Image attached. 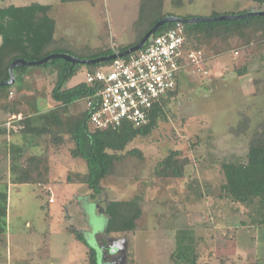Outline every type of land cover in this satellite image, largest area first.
<instances>
[{
    "label": "rangeland",
    "instance_id": "374dc122",
    "mask_svg": "<svg viewBox=\"0 0 264 264\" xmlns=\"http://www.w3.org/2000/svg\"><path fill=\"white\" fill-rule=\"evenodd\" d=\"M139 1L0 0V6L50 4L48 14L55 20L58 39L52 48L75 57L132 42ZM160 8L180 17H209L262 6L254 0H159L152 14ZM199 50L206 73L189 64L177 70V89L164 105L165 116L147 136H137L117 152L113 170L100 180L98 193L86 184L67 181L68 170L85 168L82 160L70 156L67 139L53 152L48 183L7 181L0 264H86L89 246L97 250L100 262L99 246L111 243L109 239H124V248L104 252L105 264H172L174 249L196 251L197 264H264V224L258 222L264 209L257 201H234L221 189L222 162H243L253 130L264 122V45L238 43L220 53ZM85 73L86 65L81 64L64 86L82 81ZM54 83V70L31 66L23 81L12 85L8 100H22L21 111L0 109V132H17L10 142L23 141L21 147H31L30 152L43 147L39 136L18 132V121L28 114L31 123L38 124V113L53 105ZM68 111L73 117L84 113L83 99L70 104ZM5 136L0 133V138ZM0 149V159L7 163L11 151ZM173 151L182 175H158L159 163ZM5 170H0L4 181ZM134 197L141 210L134 229L105 233L107 203Z\"/></svg>",
    "mask_w": 264,
    "mask_h": 264
},
{
    "label": "trees",
    "instance_id": "16d2710c",
    "mask_svg": "<svg viewBox=\"0 0 264 264\" xmlns=\"http://www.w3.org/2000/svg\"><path fill=\"white\" fill-rule=\"evenodd\" d=\"M61 1L94 3L96 0ZM157 1L159 0L139 1L138 19L132 23V30L136 34V38L132 42L114 49H107L103 53L97 52L75 57L91 59L109 55L115 51L125 50L138 42L156 21L163 16L170 15V13H163L161 8L152 14ZM254 1L264 8V0ZM50 7V4L40 2L0 6V82L9 78V65L17 58L35 61L51 53L67 52L63 49L52 48L58 39L54 38L55 20L48 14ZM217 15H219L217 12L210 14V16ZM145 17H148L147 22H145ZM173 26H175V22L164 23L153 35ZM182 26L184 46L187 49L205 48L220 53L234 48L238 43L253 42L258 48L264 45L262 42L264 41V16L261 15L240 19L184 23ZM135 52L125 55L124 58ZM110 62L111 60L85 64L86 71H92ZM81 64L83 63H72L61 57H55L40 65L25 64L13 68L14 83L23 81L24 74L31 66L48 68L55 72V83L51 89V99L54 104L49 109L38 113L39 122L37 125L31 123L28 114L18 121L21 126L18 132L41 137L43 147L42 151L35 154L26 153L21 146L11 144L10 179L13 183H48L51 154L55 147H60L67 139L71 143L70 156L82 160L85 167L83 171L68 170L67 181L86 184L93 193H98L101 189L100 180L113 170V163L118 159L117 152L123 150L137 136H147L156 127L158 119L165 116L164 105L177 89L176 84V87L168 92L166 97L161 98L153 105L148 121L143 125L134 126L131 123L123 122L114 128L90 131L87 112L84 111L81 115L72 117L69 114L68 106L91 95L94 91L93 86L84 80L73 86H64L79 71ZM239 71L243 72V69ZM13 84L0 85V109L17 114L21 111L19 106L22 100H8V94ZM174 154V151L171 152L159 163L158 175L173 177L182 175V165L178 163ZM221 168L225 178L221 189L225 192V196H229L239 203L257 201L262 206L261 209H264V122L253 130L245 160L243 162L225 161L222 162ZM137 199L138 197L130 200H111L107 203L105 233L127 232L134 229L135 220L141 212ZM260 215L262 218L258 222L264 224V213L261 211ZM6 216L7 181L0 179L1 238L6 233ZM77 238L86 243L80 233H77ZM197 255L196 251L189 254L187 250L183 252L182 249H174L169 259L172 260V264H197ZM85 263L105 264V262H99L97 250L92 246H89L85 252Z\"/></svg>",
    "mask_w": 264,
    "mask_h": 264
},
{
    "label": "built area",
    "instance_id": "2783aa9c",
    "mask_svg": "<svg viewBox=\"0 0 264 264\" xmlns=\"http://www.w3.org/2000/svg\"><path fill=\"white\" fill-rule=\"evenodd\" d=\"M182 24L175 22V26L152 35L127 58H115L86 71L83 80L94 88L83 98L90 131L114 128L123 122L143 125L153 105L176 87L179 68L189 64L206 73L202 51L184 46Z\"/></svg>",
    "mask_w": 264,
    "mask_h": 264
},
{
    "label": "water",
    "instance_id": "95a60500",
    "mask_svg": "<svg viewBox=\"0 0 264 264\" xmlns=\"http://www.w3.org/2000/svg\"><path fill=\"white\" fill-rule=\"evenodd\" d=\"M256 15L264 16V8L256 9V10L250 9V10L245 11V12H238V13H231V14H224V15H217V16H209V17L192 16V17L184 18V17H180V16H175V15H166V16H163L162 18H160L158 21H156L144 33V35L141 37V39L138 42L129 46L125 50L115 51L109 55H103V56H99V57H95V58H91V59H79L77 57L71 56V55L66 54V53H51V54H48L47 56H44L43 58H41L39 60H35V61H26L24 59L17 58L15 60H13L9 65V68H8L9 78L5 81H1L0 85H10V84L14 83L15 75L13 73V68L15 66H21V65H25V64L40 65V64H43L44 62H46L52 58H55V57H61V58L66 59L67 61H70L72 63H83V64L97 63V62H101V61H109V60H112L115 58L123 57V56H125V55H127L133 51L140 49L144 45L146 40L148 38H150L161 25H163L164 23H167V22H180L183 24L184 23L189 24V23H195V22H200V21H218V20H225V19L226 20L240 19V18L256 16ZM118 242H119V244H118ZM120 248L121 249L124 248V239L123 240H117V243L113 242V244H111L110 251L119 250ZM100 255H103L102 249H100ZM101 261L102 260L100 258V262Z\"/></svg>",
    "mask_w": 264,
    "mask_h": 264
},
{
    "label": "crops",
    "instance_id": "0c3cea01",
    "mask_svg": "<svg viewBox=\"0 0 264 264\" xmlns=\"http://www.w3.org/2000/svg\"><path fill=\"white\" fill-rule=\"evenodd\" d=\"M128 44V43H127ZM52 100V99H51ZM53 101V100H52ZM53 104H54V101H53ZM51 107V106H50ZM49 107V108H50ZM48 108V109H49ZM72 114V113H71ZM73 117V116H72ZM17 131V129L15 130V132ZM0 133H2V134H4V135H6L5 137H1L0 138V146H1V148H5L6 150H10V146H11V144H17V145H19V146H22L23 144H22V142L20 143L19 141H17V139H16V141L14 140V143H12V142H10L11 141V138H10V136H12V135H14V134H17V132L16 133H13V132H10V131H6V130H4V131H1ZM20 133V132H19ZM33 135V134H32ZM13 137V136H12ZM40 140H41V142L43 143V140H42V138L41 137H38ZM3 142V143H2ZM34 142H36V141H34ZM33 142V143H34ZM4 144V145H3ZM22 144V145H21ZM24 146V145H23ZM33 146V145H32ZM25 147V146H24ZM24 147H22L23 149H24V151L26 152V153H35V154H38L40 151H42V145L39 147V151L38 152H30V150H31V147H30V149H28V148H24ZM55 149H59V147H55L54 148V150ZM1 150V149H0ZM32 151V150H31ZM54 152V151H53ZM9 153V151H7V154ZM11 154L12 153H10V158H9V154H8V156H7V158H8V161H7V163H4L1 159H0V170H2V169H6L5 171H8V173H7V177H6V181H8V182H12V180L10 179V162H11ZM54 153H52L51 154V157H52V155H53ZM2 168V169H1ZM1 172V171H0ZM51 173V169H50V171H49V174ZM1 177H3V175L1 176V174H0V178ZM8 182H7V199H8ZM13 183V182H12ZM17 184V183H16ZM28 224V223H27Z\"/></svg>",
    "mask_w": 264,
    "mask_h": 264
},
{
    "label": "flooded vegetation",
    "instance_id": "af4514ba",
    "mask_svg": "<svg viewBox=\"0 0 264 264\" xmlns=\"http://www.w3.org/2000/svg\"><path fill=\"white\" fill-rule=\"evenodd\" d=\"M109 240L112 241V242L110 243V242L108 241L105 245L99 246V248L103 250V255H104V252H108L109 254H112V253L118 251V253H119L120 250H121V248H120L119 250H113V252L110 251V249H111V244H113V242L117 243V241H113V240H111V239H109ZM118 244H119V242H118ZM120 244H121V243H120ZM109 254H108V255H109ZM103 255H101V256L99 255V258L102 259V256H103Z\"/></svg>",
    "mask_w": 264,
    "mask_h": 264
}]
</instances>
